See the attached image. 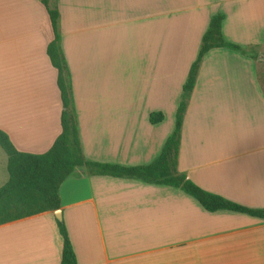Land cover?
<instances>
[{"label": "crops", "instance_id": "1", "mask_svg": "<svg viewBox=\"0 0 264 264\" xmlns=\"http://www.w3.org/2000/svg\"><path fill=\"white\" fill-rule=\"evenodd\" d=\"M57 4L85 156L123 165L150 164L162 152L202 38L223 12L225 38L256 46L258 58L227 48L206 54L179 170L211 193L264 208V0ZM53 38L41 0H0V129L23 152L48 151L62 132ZM154 111L162 122H150ZM60 195L78 264H264V219L209 212L180 188L79 167ZM57 220L46 211L0 225V264H62Z\"/></svg>", "mask_w": 264, "mask_h": 264}, {"label": "trees", "instance_id": "2", "mask_svg": "<svg viewBox=\"0 0 264 264\" xmlns=\"http://www.w3.org/2000/svg\"><path fill=\"white\" fill-rule=\"evenodd\" d=\"M41 1L47 8L54 30V38L48 45L47 53L52 65L58 71L57 83L63 103L62 132L48 151L30 153L20 151L9 134L0 129V146L8 155L9 172L7 183L0 188V225L61 209V187L79 167H86L89 175L134 179L180 188L209 212L228 210L264 219V208H251L211 193L179 170L183 123L206 54L215 48H227L254 59L258 58L256 46L239 45L225 38L222 24L226 15L223 12L212 16L202 38L197 58L183 85L174 130L162 152L150 164L123 165L96 162L85 156L79 132L71 72L62 47L61 14L57 0ZM164 118L162 112H154L150 115V122L157 124ZM57 223L63 237L62 264H78L65 219L57 220Z\"/></svg>", "mask_w": 264, "mask_h": 264}, {"label": "rangeland", "instance_id": "3", "mask_svg": "<svg viewBox=\"0 0 264 264\" xmlns=\"http://www.w3.org/2000/svg\"><path fill=\"white\" fill-rule=\"evenodd\" d=\"M263 66H264V63H263ZM262 71H263V69H262V67H260V73H262ZM154 112H156V111H154ZM154 112H152V113H154ZM139 117L145 118L146 122H149L150 118L148 119L146 115L145 116H139ZM173 130H172V132H173ZM8 179H9L8 155H7L6 151L0 146V188L7 183Z\"/></svg>", "mask_w": 264, "mask_h": 264}, {"label": "water", "instance_id": "4", "mask_svg": "<svg viewBox=\"0 0 264 264\" xmlns=\"http://www.w3.org/2000/svg\"><path fill=\"white\" fill-rule=\"evenodd\" d=\"M54 214L58 220H63V212L61 209L55 210Z\"/></svg>", "mask_w": 264, "mask_h": 264}]
</instances>
